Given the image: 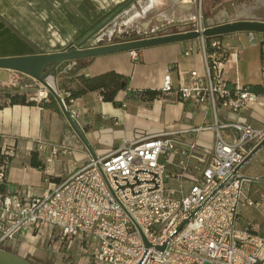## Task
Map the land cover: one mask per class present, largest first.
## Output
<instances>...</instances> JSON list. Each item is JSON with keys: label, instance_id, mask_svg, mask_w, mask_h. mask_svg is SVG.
<instances>
[{"label": "built area", "instance_id": "2783aa9c", "mask_svg": "<svg viewBox=\"0 0 264 264\" xmlns=\"http://www.w3.org/2000/svg\"><path fill=\"white\" fill-rule=\"evenodd\" d=\"M197 2L191 29L202 31L206 26ZM199 40L204 73L192 70L177 86L166 73L161 90H175L182 101L210 112L212 122L125 142L75 167L41 195L0 192V247L11 250L24 235L38 238L63 264H264V236L252 226H237L239 206L255 203L233 173L264 138V126L256 128L242 116L219 120L222 110H246L257 95L246 85H228L226 61L235 47H225L219 37ZM193 50L190 46L183 54ZM52 86L75 121L73 98L65 102L69 91ZM47 94L41 91L39 100ZM223 128L231 129L229 138L221 134ZM202 130L215 132L210 148L184 136ZM76 142L70 128L52 153L70 152ZM1 153L0 182L12 151L1 147Z\"/></svg>", "mask_w": 264, "mask_h": 264}, {"label": "crops", "instance_id": "0c3cea01", "mask_svg": "<svg viewBox=\"0 0 264 264\" xmlns=\"http://www.w3.org/2000/svg\"><path fill=\"white\" fill-rule=\"evenodd\" d=\"M183 4L185 11L176 12V7ZM197 9V0H0V57L66 50L115 12L117 14L96 36L106 27L117 24L144 33L154 30L155 26L175 24L173 31H177L184 14L195 16ZM219 38L225 47L237 49L235 54L227 56L225 76L228 85H261L264 34L235 32ZM190 46L194 50L184 55ZM79 60L85 62L84 66L75 69L74 74L70 70L77 60L64 62L56 68L59 75L54 83L58 91L74 87L76 75L80 74L92 77L114 71L127 79L126 88L118 90L114 97L117 105L104 100L99 90L75 97L71 103L78 112L75 122L96 157L125 142L160 131L187 129L212 122L210 112L191 101H182L175 90L169 93L161 90L166 73L173 86L187 80L192 70L204 73L199 38ZM0 71L7 75L8 70ZM146 89L156 90L158 94L153 98L136 94ZM255 94L256 101L246 110L238 113L222 110L219 120L227 122L242 116L256 128L264 126V93ZM27 99L32 101L31 104H10L8 98L1 103L2 147L12 151L5 178L0 182L3 194L16 190L33 195L49 192L75 167L92 158L78 138L76 147L70 152L59 148L53 154L52 148L59 146L70 129L68 123L57 101L55 108L41 106L42 99L38 97ZM231 132L230 128L221 129L225 138H229ZM184 136L210 148L215 132L202 130ZM168 168L177 169L175 166ZM237 176L244 195L255 203L239 206L237 226H252L264 236V146L240 167ZM11 250L30 261L48 264H63L64 261L59 254L47 250L38 238L24 235L17 236Z\"/></svg>", "mask_w": 264, "mask_h": 264}, {"label": "water", "instance_id": "95a60500", "mask_svg": "<svg viewBox=\"0 0 264 264\" xmlns=\"http://www.w3.org/2000/svg\"><path fill=\"white\" fill-rule=\"evenodd\" d=\"M202 11L203 2H200ZM264 11V5L259 6L249 5L240 14H235L231 18L218 22L209 23L202 31L192 30L188 22L192 19L193 14L185 13L179 21L181 28L173 32H159L157 29L145 32L144 35L137 38H127L117 36L116 40L106 41L101 44L85 46V43L99 34L103 28L116 14L112 13L96 28L92 29L82 39L77 41L70 48L62 51L43 52L27 55H14L0 57V69L17 71L31 77L33 80L41 83L56 99L59 108L68 123L69 127L79 139V141L89 151L92 159L96 158L91 146L84 137L82 131L76 122L69 116L66 107L49 83V77L53 78L54 70L62 63L79 59H86L95 56L122 52L134 51L142 48L156 46L167 43L183 42L196 38H208L232 34L235 32H257L264 34V15L257 14L258 11ZM185 11V4L178 5L176 12ZM102 34V33H101ZM262 146H264V138H262L255 147L246 155L244 160L233 170L236 174L240 167L248 161ZM163 248V247H159ZM0 264H33L26 257L10 250L0 247Z\"/></svg>", "mask_w": 264, "mask_h": 264}, {"label": "trees", "instance_id": "16d2710c", "mask_svg": "<svg viewBox=\"0 0 264 264\" xmlns=\"http://www.w3.org/2000/svg\"><path fill=\"white\" fill-rule=\"evenodd\" d=\"M216 37H220V36H216ZM209 38L211 37L205 38V40L208 41ZM84 63L85 62L83 61L77 60L76 64L73 66L70 72L74 74L75 69L84 66ZM126 86H127L126 77L114 71H108L92 77H85L82 74L76 75V83L74 87H69L66 89V91H69L70 95L69 97L65 98V102L67 103L69 98H75L81 96L89 91L99 90L104 100L111 101L117 105L118 102L114 100V97L118 90L125 89ZM248 88L250 91L255 93H264V86L262 85H250ZM136 94L138 96H141L142 98H153L158 94V92L156 90L146 89V90L137 91ZM47 97H48V101H45V99L41 100L40 102L41 106H52L57 108L55 97L50 92L47 94ZM7 98L10 104H16V103L31 104L32 102L27 99L25 94H20V93L9 94ZM1 106L2 105L0 103V107ZM67 126L68 128H70L68 124ZM1 147H2V136L0 135V168L4 163V156L1 153Z\"/></svg>", "mask_w": 264, "mask_h": 264}, {"label": "rangeland", "instance_id": "374dc122", "mask_svg": "<svg viewBox=\"0 0 264 264\" xmlns=\"http://www.w3.org/2000/svg\"><path fill=\"white\" fill-rule=\"evenodd\" d=\"M205 11V6L202 8V16ZM203 19V18H202ZM120 23V22H118ZM203 24V23H202ZM205 26V24H203ZM115 29V30H114ZM113 30V31H112ZM139 33L135 28H125L119 26H108L99 36L93 37L85 43V46L101 44L106 41L115 40L118 35L130 38L132 35ZM92 40V41H91ZM73 67H71L72 69ZM9 71V70H8ZM6 76L0 71V103H4L7 100L9 94L20 93L25 94L27 98L38 97L39 93L42 91H49L39 82L33 80L25 74L19 73L17 71H9ZM59 75V70L55 69L53 72L52 81ZM9 93V94H8Z\"/></svg>", "mask_w": 264, "mask_h": 264}, {"label": "flooded vegetation", "instance_id": "af4514ba", "mask_svg": "<svg viewBox=\"0 0 264 264\" xmlns=\"http://www.w3.org/2000/svg\"><path fill=\"white\" fill-rule=\"evenodd\" d=\"M205 6V11L202 16L203 24L207 26L209 23H218L227 20L235 14H240L249 5L259 6L264 5V0H202ZM260 15H264V11H258ZM186 25L191 26V20ZM175 24H167L155 26L153 29H157L159 32H167L175 30ZM144 35V31L132 35L130 38H137Z\"/></svg>", "mask_w": 264, "mask_h": 264}, {"label": "bare ground", "instance_id": "6f19581e", "mask_svg": "<svg viewBox=\"0 0 264 264\" xmlns=\"http://www.w3.org/2000/svg\"><path fill=\"white\" fill-rule=\"evenodd\" d=\"M49 83L52 85L53 81H52V78L49 77Z\"/></svg>", "mask_w": 264, "mask_h": 264}]
</instances>
